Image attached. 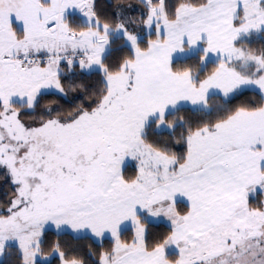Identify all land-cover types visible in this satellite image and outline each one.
I'll use <instances>...</instances> for the list:
<instances>
[{
	"label": "snow or ice",
	"instance_id": "snow-or-ice-1",
	"mask_svg": "<svg viewBox=\"0 0 264 264\" xmlns=\"http://www.w3.org/2000/svg\"><path fill=\"white\" fill-rule=\"evenodd\" d=\"M112 7L0 0V257L264 264V0Z\"/></svg>",
	"mask_w": 264,
	"mask_h": 264
},
{
	"label": "trees",
	"instance_id": "trees-1",
	"mask_svg": "<svg viewBox=\"0 0 264 264\" xmlns=\"http://www.w3.org/2000/svg\"><path fill=\"white\" fill-rule=\"evenodd\" d=\"M121 0H97V5L98 8L106 13H111L114 9L112 6H114L117 3H120ZM124 2H129V0H124ZM131 2L135 3V0H131ZM135 14V13H133ZM120 55H123L122 53H114V57H118ZM251 95V94H250ZM4 197L2 195H0V199H3ZM50 241L55 239L54 236H49L48 238ZM64 240L67 241V243L77 249L78 251H80L81 253H87L89 251V248L91 246V249L95 250V248L97 247V245L87 239V238H79V239H72L70 237H65ZM84 259L86 261H88V264H91V261L95 260V257H92L91 260H89V258L87 256H84ZM0 264H19L18 259H17V253L16 250L13 249L11 251V253H6L4 258L0 261Z\"/></svg>",
	"mask_w": 264,
	"mask_h": 264
},
{
	"label": "rangeland",
	"instance_id": "rangeland-1",
	"mask_svg": "<svg viewBox=\"0 0 264 264\" xmlns=\"http://www.w3.org/2000/svg\"><path fill=\"white\" fill-rule=\"evenodd\" d=\"M5 256V255H4ZM4 256L3 257H0V261L4 258Z\"/></svg>",
	"mask_w": 264,
	"mask_h": 264
}]
</instances>
